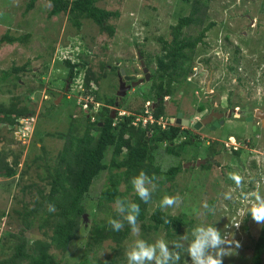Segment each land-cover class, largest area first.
<instances>
[{
	"label": "rangeland",
	"instance_id": "obj_1",
	"mask_svg": "<svg viewBox=\"0 0 264 264\" xmlns=\"http://www.w3.org/2000/svg\"><path fill=\"white\" fill-rule=\"evenodd\" d=\"M71 2L0 0V38L8 31L13 37L31 34L23 45H0V78L14 67L30 62V71L20 73L18 77L12 74L6 82H0V106L9 107L20 100L22 106L34 113L24 116L19 128L0 124V158L11 165L16 160L18 162L13 177L0 176V247L23 228L15 214L21 206L20 202H29L33 207L38 188L46 185L42 180L48 174L44 161H36V158L47 155L45 160L53 162L66 140L57 135L69 131L73 118L83 122L86 116L94 118L92 114H98L107 100L117 99L115 93L120 81L115 71L144 76L139 54L145 63H149V67L146 66L151 77L136 87L135 95L133 91L125 96L127 98L118 99V112L138 116L139 108L147 110L150 107L148 101L144 102L143 95L152 85V75L157 68L155 59L165 53L158 38L170 41L172 27L187 16L191 8V4L181 0H99V7L120 13L118 19L110 21L116 30L111 37L90 19H78L80 28L73 25L68 19ZM208 22H214L215 26L207 34L205 44L198 45L196 49L187 83L178 85L172 95L174 104L165 98L166 116H174L178 106L191 123L196 121L195 118L205 117L207 111H200L198 107L207 108L209 99L205 97V88L212 76L210 96H213L219 110L228 111L230 120L222 130L206 138L211 144L207 141L188 144L180 149V157L171 155L164 148L172 144L180 146L182 140L189 137L180 134L174 142L159 145L161 150L155 153L157 164L164 171L173 166H182V171L173 182H162L164 178L161 176H158V183L145 181L146 186L152 189L148 215L161 207L170 215L184 214L194 221L191 226L182 228V234L178 236L182 250H174L171 241L175 235L174 224L167 225L164 232L147 235L143 234L138 224V232H132L123 244L122 253L127 264L126 253L136 247L138 240L152 246L163 240L169 253L174 250L176 257L183 256L182 264H195L187 251L195 240L193 233L199 227L210 225L222 233L228 232L240 244L239 248L233 249L231 256L221 258V264H253L254 245L262 234L264 223L246 217L256 197L264 198V129L255 133L254 141L247 140L245 122L236 121V117L244 113L252 115L264 109V0H211ZM184 32L196 35L198 28H185ZM65 60L87 62L83 72L71 83L68 93L65 83L69 78V68ZM205 60L209 64H205ZM87 69H91L99 81L89 88L84 83ZM93 92H97L101 99L97 100ZM53 104L56 107L47 114ZM94 120L91 119V122ZM79 132L82 131L79 129ZM229 137L237 143L232 144L228 141ZM234 148L243 151L241 157L234 154ZM112 151L113 148L107 152V163ZM211 152L218 154L212 155L214 161L211 165L207 164L210 168L186 167L198 159H206ZM233 173L241 177L239 185L230 179ZM108 177L109 172L104 171L92 185L85 201L88 214L79 238L70 244L65 253L52 249L62 264H80L93 221H100L115 210L116 204H109V208L104 206L96 211ZM119 190L126 191L125 183L120 184ZM226 193L230 194L231 200L224 198ZM135 194L134 190L127 195V199H132ZM165 196H179L181 202L175 207L162 206L160 202ZM205 203L207 209L204 208ZM25 236L31 243L43 238L37 227L25 231ZM185 236L186 239L183 238ZM113 247L115 243L107 241L91 254L104 260L113 254ZM220 247L226 248L227 245ZM211 252L209 249L206 255ZM157 259H162L158 247L155 257L147 264H157Z\"/></svg>",
	"mask_w": 264,
	"mask_h": 264
},
{
	"label": "trees",
	"instance_id": "obj_2",
	"mask_svg": "<svg viewBox=\"0 0 264 264\" xmlns=\"http://www.w3.org/2000/svg\"><path fill=\"white\" fill-rule=\"evenodd\" d=\"M99 0H72L70 5V15L68 19L81 27L78 19H90L97 24L101 31L108 32L111 37L115 35V27L110 24L113 19H118L120 13L99 7ZM191 4L190 12L181 18L176 26L172 27V39L167 41L159 37L164 54L155 59L157 70L153 79L154 83L150 91L143 96L144 102L156 101V96L161 98L160 105L153 110V116L160 118L166 115L165 96L173 95L179 84H186L194 64V56L198 45L205 44L207 34L214 28V22H208V11L211 0H181ZM196 27V35H187L185 28ZM31 34L13 37L10 32H6L0 38V45L25 44L30 39ZM205 60V64H209ZM69 68V80L76 79L87 66V62H64ZM30 62L20 67H14L11 72H7L0 78V82H6L12 74L18 75L30 71ZM231 70H233L231 68ZM116 72V71H115ZM117 75V73H116ZM17 80V78H15ZM98 77L91 69L85 70L84 83L86 87L92 83H98ZM66 87V86H65ZM96 99L100 100L97 92H93ZM69 100V99H68ZM114 99L107 100L106 103L113 105ZM55 104L47 110L49 114ZM93 107H91V110ZM204 111L203 107H198ZM145 108H139L137 115L144 114ZM30 110L22 106L20 100L9 107L0 106V124L21 126L20 120L30 114ZM34 114V113H31ZM101 120H94L92 117H85L84 122L73 118L69 131L66 134L57 135L65 138V145L52 161L45 160V157L38 156L36 161L43 160L44 168L48 174L45 180L46 185L38 188V196L31 207V203L21 201L19 209L15 210L22 230L0 247V264H62L57 260V255L52 253V249L65 253L70 244L79 238V232L83 227L85 215L88 208L85 204L94 181L104 172H109L108 183L103 189L98 200L96 211L108 207L109 204H116L117 198L123 201L125 208L131 203H137L140 207L137 225L140 224L143 234L150 232H164L165 227L174 224V236L171 239L174 250H182L178 242V236L182 234V228L191 226L194 220L188 219L187 215H170L164 212L161 207L148 215L149 202L142 201L137 194L132 199H127V195L134 191L132 179L138 176L141 171L148 175L145 181L158 183V176L164 178L162 182H173L175 177L181 173L182 166H173L163 170L156 162V151L161 150L159 145L171 143L181 134L180 128L162 130L156 124L144 127L141 123L135 126L133 121L138 116H129L113 119L111 110L103 107L98 111ZM90 119V120H89ZM90 121V122H89ZM87 122V123H85ZM102 123V126H100ZM80 131L82 132H79ZM78 133V134H77ZM81 134V135H79ZM55 135V134H54ZM52 135V136H54ZM188 139L180 146H166V152L176 157L181 156L180 149L188 144H193ZM195 144V143H194ZM113 148L109 163L106 162L107 152ZM45 152V150H44ZM235 155L241 157L243 151L234 150ZM46 154V152H45ZM211 165V164H210ZM17 160L13 165L0 158V176L5 178L13 177L16 174ZM208 166V167H207ZM202 166L210 168L211 166ZM161 182V183H162ZM125 183L126 191L121 192L119 186ZM33 186V184L31 185ZM49 186V187H48ZM24 187L23 192L26 191ZM49 188V190H47ZM49 204L55 206V211L48 210ZM109 208V207H108ZM251 218L249 212L246 219ZM109 219H122V216L113 210L107 217L100 221H93L89 230V239L80 264H127L124 262L123 244L130 238L132 228L123 221L124 227L120 231L113 230L109 224ZM165 219L170 223L166 224ZM37 227L43 234V238H37L32 243L25 236V231ZM107 241L115 243L112 248L113 254L104 260L92 256L91 252H97ZM255 251L253 264H263L264 261V228L259 239L254 245ZM174 250L170 251L166 264H182L183 256L176 257ZM145 260L144 264H147ZM135 264V262H134Z\"/></svg>",
	"mask_w": 264,
	"mask_h": 264
},
{
	"label": "clouds",
	"instance_id": "obj_3",
	"mask_svg": "<svg viewBox=\"0 0 264 264\" xmlns=\"http://www.w3.org/2000/svg\"><path fill=\"white\" fill-rule=\"evenodd\" d=\"M152 113H146L148 114L147 119L150 117H153L156 121L153 124H156L163 131L171 130L172 128H181V125H183V123L177 124L176 122L171 121V117H167L166 115H163L160 118H156L153 116ZM124 115L122 117H124ZM138 117H141L142 120L146 118L144 114L138 115ZM188 119H186L189 122L188 125L192 124L190 122V119L189 120ZM195 119H196V121L194 122L195 124L198 121H200V120H197V118ZM135 120L133 121V123L135 122ZM149 122L146 126L149 125ZM20 123L22 126V122ZM188 125L184 124L183 127H187ZM17 128H19V126ZM175 140L176 139H174L173 142ZM147 178H148V175L144 173L143 171H141L138 176H135L132 179V185L135 190V193L145 203L149 202L151 198V191H152V189L149 186H146L145 184V180ZM230 179L235 181L237 185L241 183V177L237 174H234V173L230 174ZM224 198L227 200L232 199L230 194H227V193L225 194ZM180 202L181 200L179 196H175V197L165 196L163 200L160 202V205L167 206L169 208V207L178 206ZM204 208L206 209L208 208L207 203L204 204ZM48 210L50 212H54L55 206L52 204H49ZM115 211L122 216V219H109V224L112 226L113 230L115 231L122 230L124 227L123 221H127V223L132 228V232L133 233L138 232L137 220L140 214V207L137 203H131L126 209L123 201L117 198ZM211 211L214 214L215 210L212 209ZM249 211L251 213L252 219L255 222L264 223V198L257 196L255 201L251 204ZM165 223L168 224L170 222L169 220L165 219ZM193 235H195V240L191 243V246L187 251L189 252L195 264H221V258L223 256L225 255L231 256L233 249L240 247L239 241H236L233 236L229 235L228 232L222 233L221 230L217 229L215 226L210 225V226H207L206 228L199 227L195 230ZM183 238L186 239L187 236ZM221 245H227V247L221 248L220 247ZM157 247L160 249V254L162 257V259H157V264H166L170 253L163 240L159 241L158 244L155 246L146 244L144 240H138L136 243V247L126 253L128 264H134V262L135 264H144L145 260L151 261L156 255ZM209 249H211L212 252L206 255V252H208Z\"/></svg>",
	"mask_w": 264,
	"mask_h": 264
},
{
	"label": "flooded vegetation",
	"instance_id": "obj_4",
	"mask_svg": "<svg viewBox=\"0 0 264 264\" xmlns=\"http://www.w3.org/2000/svg\"><path fill=\"white\" fill-rule=\"evenodd\" d=\"M138 57H139V59H140V63L142 62V61H144V60H142V56L139 54L138 55ZM145 62V61H144ZM146 64H147V66L149 67V63H145V67L148 69V67L146 66ZM141 71H142V73H143V77H138V76H136V73H133V74H127L126 72H124V74H121V72H122V70H118V71H116V73H117V75L119 76V81L122 79V81L126 84L125 85V87L126 86H129V85H131L133 82H138V81H140V80H142V79H145L146 78V73L144 72V68L142 67V65H141ZM158 68V67H157ZM157 68H156V70H157ZM148 72H149V70H148ZM149 74H150V72H149ZM154 75H155V72H154V74L152 75V79H151V81H152V84L154 83V81H157L158 80V78H156V80L155 79H153V77H154ZM136 77V78H132V77ZM120 77H122V78H120ZM150 77H151V74H150ZM212 76L210 77V80H208V82H206V88H205V97L207 98V99H209L208 101H207V103H206V106H207V108L204 110V112H206L207 111V113H206V115H204L205 117H203V116H201V117H199V118H197V120H203V119H209L211 116H212V120H211V122H210V124L207 126V127H202L200 130H196L195 128H194V125H195V123H192V124H190V125H188L187 127H183V125H181V128H180V130H181V135H183L185 138H187V137H189V139H191L190 141H191V143H197V144H199L200 142H203V141H207L206 140V138H208V137H210V136H212L213 134H215L216 132H218L219 130H222L224 127H225V125H226V122H228L230 119H229V114H228V111L227 110H225V111H223V110H219V108L217 107L218 105L213 101V96H210L211 95V80H212ZM146 81V80H145ZM143 82V83H141V84H144V83H146V82ZM71 83H73L72 82V80H69V78H68V80L66 81V83H65V90H66V92L68 93L69 91H70V87H71ZM69 85V86H68ZM135 89L136 88H132L131 90H128L127 91V93H126V95H127V97H128V95H129V92H132L133 93V91H134V94L133 95H135ZM209 89V90H208ZM120 91V84H119V86H118V88H117V90H116V96H118V92ZM149 91H150V89H149ZM148 91V92H149ZM125 95V96H126ZM208 95V96H207ZM124 96V97H125ZM144 96V95H143ZM127 97H125V98H127ZM208 97H210V98H208ZM119 98H122V99H125V98H123V97H117V99L116 98H114L115 100H114V102H113V105H109V104H105L104 105V107H106V108H109L110 110H111V116H112V118L113 119H118L119 117H121V118H123L122 116L123 115H121V112H118V110H119V108H120V106H119V102H118V99ZM165 98H168L169 100H170V103H172V101H173V104H174V98H173V96L172 95H166L165 96ZM160 100H161V98L159 97V96H156V101H149L148 100V102L150 103L149 105H150V107L145 111V113H152L153 112V110L155 109V108H157L159 105H160ZM210 107V108H209ZM209 108V109H208ZM179 108H178V106H176V112H175V115H174V117H171V121H174V122H176L177 124H179V123H181V121H183L186 117H184V113L182 112V111H180V110H178ZM257 111H260L261 112V114L262 115H264V109H259V110H257ZM257 111H255L252 115H248V114H241L240 116H237L236 118H238L236 121H240V120H242L243 122H245L244 123V127H245V132H247V134H246V137L248 138L247 140H255L253 137L255 136V133H257V132H259L262 128H263V119L262 118H260V117H257L256 116V113H257ZM259 112V113H260ZM94 114V113H93ZM92 114V115H93ZM180 114H182L181 116H179ZM114 116V117H113ZM132 116V115H131ZM90 117V116H89ZM124 117H128V116H126V115H124ZM249 117H251L252 118V123H253V126H255L256 127V131H254V133L252 134V135H250L249 134V131H248V121H247V119L249 118ZM178 118L180 119V120H178ZM244 120H243V119ZM93 119H95V118H93ZM186 119H188V118H186ZM185 119V120H186ZM189 120V119H188ZM191 122V121H190ZM215 122H218V123H220V126L219 127H215V129L214 130H211L209 133H203V130H205L206 128H208V129H211L213 126H214V124H215ZM264 129V128H263ZM252 137V138H251ZM244 138H245V135H244ZM249 138H251V139H249ZM234 140V139H233ZM239 140V139H238ZM246 140V141H247ZM185 141H187V140H182V142H185ZM213 141V140H212ZM228 141H230L232 144L234 143V144H236L237 142V140H235V142L234 141H232V138H228ZM181 142V143H182ZM207 143L208 144H211V141H207ZM196 144V145H197ZM234 150H236V151H239V148H234ZM216 154H218V152H211V155H209L206 159H198L197 160V162L198 161H203L204 163L200 166L201 168H202V166H206L207 164H211L212 163V161H214V156L212 157V155H216ZM235 154V153H234ZM197 162H195V163H197ZM193 167V166H192ZM198 167V166H197Z\"/></svg>",
	"mask_w": 264,
	"mask_h": 264
},
{
	"label": "water",
	"instance_id": "obj_5",
	"mask_svg": "<svg viewBox=\"0 0 264 264\" xmlns=\"http://www.w3.org/2000/svg\"><path fill=\"white\" fill-rule=\"evenodd\" d=\"M141 65L144 68V72L146 73V78L145 79H142V80H140L138 82H133L131 85L126 86V87H125L126 84L121 79L120 80V91L118 92V97H124L126 95V93H127L128 90H131L132 88H136L141 83H143L145 80H149L150 79V74L148 72V69L145 67V62L142 61L141 62ZM124 72L125 71L122 70L121 74H124ZM120 78H122V77H120ZM259 112L260 111H257L256 116L263 119V127H264V115H262L261 112L260 113ZM181 115L182 114H180L179 116H181ZM93 117L95 119H97V120H101V116H99L97 114H93ZM211 120H212V116L209 119H203L201 121H198L194 125V128L196 130H200L202 127H207L210 124ZM247 121H248V127H249L248 128L249 134L252 135L254 133V131H256V127L253 126L252 118L251 117H249L247 119ZM182 123L185 124V125H188L189 124V122L187 120H183ZM100 126H102V123H100ZM219 126H220V123L215 122L214 126L211 129H208V128L205 129V133H209L211 130H214L215 127H219ZM203 163H204L203 161H198L197 163H190L186 167L188 168L189 166H201ZM84 217L86 218V215Z\"/></svg>",
	"mask_w": 264,
	"mask_h": 264
},
{
	"label": "built area",
	"instance_id": "obj_6",
	"mask_svg": "<svg viewBox=\"0 0 264 264\" xmlns=\"http://www.w3.org/2000/svg\"><path fill=\"white\" fill-rule=\"evenodd\" d=\"M150 121V122H149ZM148 122L149 123H151V124H153V123H155L156 121H155V119L153 118V117H150L149 119H144V120H142V118L141 117H137L136 118V120H135V122H134V125L135 126H138L140 123L144 126V127H146V125L148 124ZM146 124V125H145ZM164 128H165V126H164Z\"/></svg>",
	"mask_w": 264,
	"mask_h": 264
}]
</instances>
